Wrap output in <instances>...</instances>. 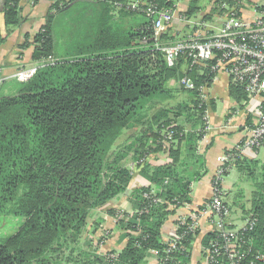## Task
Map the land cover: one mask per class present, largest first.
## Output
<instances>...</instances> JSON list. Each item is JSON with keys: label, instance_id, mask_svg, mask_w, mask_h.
Instances as JSON below:
<instances>
[{"label": "trees", "instance_id": "16d2710c", "mask_svg": "<svg viewBox=\"0 0 264 264\" xmlns=\"http://www.w3.org/2000/svg\"><path fill=\"white\" fill-rule=\"evenodd\" d=\"M113 1L55 0L39 30L24 37L21 46L31 41L35 62L47 58L54 62L39 66L27 82L12 78L18 88L0 94V218H22L16 232L0 244V264H51L59 258L63 264H142L150 250L157 251L158 259L166 255L167 243L159 230L172 209L156 204L138 213L147 204L143 194L154 190L157 197L179 207L188 200L190 180L175 166L150 170L147 162L140 161L151 145L162 148L164 131L174 132L172 153L175 141L200 136L202 127L199 132L195 127L202 122L205 104L197 91L175 90L169 82L188 76L196 85H208L210 74L197 67L185 72V58L169 67L152 39L141 43L152 34L154 16L116 10ZM148 1L158 8L175 7V0ZM79 3L98 7V11L90 8L96 16L93 29L84 30L91 24L87 18L77 29L75 16L59 41L56 19ZM0 10L9 28L21 23L19 0H0ZM161 38L173 41L166 33ZM3 40L0 33V43ZM178 91L188 93L191 101L157 107ZM230 92L237 99L245 97L240 86H231ZM191 110L197 117L192 122L185 115ZM180 117L188 131L178 123ZM131 129L138 135L130 136L127 144L115 145L116 138ZM130 154L135 168L153 187L130 193L136 213L128 222L117 220L128 239L122 251L112 258L94 254L89 245L81 246L80 238L91 212L129 188L133 173L125 160ZM235 167L253 184L250 206L241 209L244 218L253 215L255 223L241 233L264 255V160L241 159ZM184 231L182 226L179 232ZM195 234L184 235L178 242L184 250L170 253L166 264H187ZM212 235L208 234L209 240ZM252 253L247 261L254 259Z\"/></svg>", "mask_w": 264, "mask_h": 264}, {"label": "built area", "instance_id": "2783aa9c", "mask_svg": "<svg viewBox=\"0 0 264 264\" xmlns=\"http://www.w3.org/2000/svg\"><path fill=\"white\" fill-rule=\"evenodd\" d=\"M105 1V0H100ZM218 7L222 11V21L219 26H213L204 34L194 32L187 38H174L173 41H165L161 38L166 33L167 25L174 19L173 8H158L157 4L150 2L118 1L112 2L116 10L124 9L140 13L146 16H154L152 34L149 38H143L142 44L153 40V47L162 52L164 60L169 67L174 66L179 58L188 61V67H197L201 71L210 74L208 80H216L219 75H226L233 83L242 87L245 94V103L251 108L250 114L253 120L243 127L244 137L233 149L225 151L221 157L219 166L212 183V195L202 207H195L187 216L179 217L176 221L172 236L165 240L167 243L166 255L158 259L157 264H166L171 260L170 253L182 252L184 248L178 242L186 233H195L203 223L212 225L208 246L203 247L204 264H256L264 261V255L253 248L250 237L241 233L243 230L254 226L253 215L245 218V225L241 229L234 230L229 226L228 219L231 208L225 202V190L221 182L226 173L235 167L238 160L244 158L246 151L258 152L264 145V0H218ZM52 58L37 61L26 66L19 65L11 78L18 82H27L37 71L39 66L53 63ZM212 75V76H211ZM178 84L185 90L198 92L201 104H206L207 84L196 85L188 76L179 78ZM239 108L233 107L226 117L223 128L234 126V120L239 114ZM203 126L200 136L205 139L210 134L211 126L207 115L202 116ZM174 141L173 130L164 131L161 139L162 149L171 147ZM140 162H147V156ZM147 201L146 206L138 213L147 212L150 206L165 204L167 209H174L175 204L157 197L154 190L143 194ZM123 213L115 216L116 221L124 219ZM185 227L183 233L179 232ZM136 234L137 231L132 232ZM110 230L103 228V236L95 245L99 255L115 257V253L106 250L105 243ZM157 254V251L150 250ZM252 253L253 260H248Z\"/></svg>", "mask_w": 264, "mask_h": 264}, {"label": "crops", "instance_id": "0c3cea01", "mask_svg": "<svg viewBox=\"0 0 264 264\" xmlns=\"http://www.w3.org/2000/svg\"><path fill=\"white\" fill-rule=\"evenodd\" d=\"M54 1L19 0L20 13L23 19L19 25L10 28L5 25L4 14L0 10V33L4 38L3 42L0 43V91L1 88L8 87L7 84L12 82L11 76L19 65L30 66L36 63L32 59L34 46L31 41L28 40L30 44L27 46L22 47L21 45H24L25 35L33 36L44 24L45 15ZM126 1L149 2L148 0ZM197 2L198 0H175L173 22L166 27L168 37L173 36L174 38L184 39L192 36L194 32L202 35L213 28L209 24L210 22L222 21V11L217 5L218 0H210V6L207 11L198 21H193L192 17L198 12ZM182 69L186 72V69H188L187 63H183ZM174 81H176V85L180 89L178 80H171L169 86L172 88ZM207 86L209 99L205 104L204 113L207 115L211 126L210 134L205 139H202L199 135H186L183 140L174 142L172 147L174 153H172L171 147L168 149L159 147L157 150L154 144L151 145V149L148 151L147 164L150 170L163 165H172L176 167L180 175L184 174L190 180L188 200L179 205V207L172 209L171 214L160 227V239L162 241L172 236L179 217L187 216L193 208L202 207L207 203L212 195V183L221 155L225 151L236 147L244 137L242 133L243 127L253 120V116L250 114L251 108L245 103L246 97L237 99L231 94V86L238 85L233 83L226 75H219L216 80L209 82ZM233 107L240 109L234 120L235 127L223 128L222 125L225 123L228 112ZM202 126L203 122L199 123L195 127V131L199 132L198 128ZM185 131H188V129H185ZM187 136L192 137L191 141ZM263 153L259 156L258 152L246 151L243 159L263 161ZM129 158L134 161L130 154L125 162L130 161ZM245 182L251 185L245 173L236 167L227 172L221 182V186L225 190V201L231 208L228 222H230L231 228L234 230L241 229L245 225V218L242 215L240 203L243 194L242 185ZM147 186L153 187L142 170L137 168L125 193L91 212L82 234V237L89 242L90 251H93L94 254H99L95 245L102 238L103 228L105 227L110 230L109 237H107L105 243L106 250L113 251L116 255L122 251L128 239L125 236L121 222L116 221L113 211L121 210L124 214L125 219L120 221L128 222L131 220L136 211L130 200V193L133 189ZM236 207L240 209L238 214L232 210ZM209 233H211L209 223L202 224L196 231L194 239L188 246L187 264H204L205 258L202 248L208 244ZM157 263L158 256L151 251L147 253L142 262V264Z\"/></svg>", "mask_w": 264, "mask_h": 264}, {"label": "rangeland", "instance_id": "374dc122", "mask_svg": "<svg viewBox=\"0 0 264 264\" xmlns=\"http://www.w3.org/2000/svg\"><path fill=\"white\" fill-rule=\"evenodd\" d=\"M209 6H210V0H198V2H197L198 12H196V14L192 17L193 21H198L200 19V17L207 11ZM90 8H92V9L94 8L96 11H98L97 6L92 7V5L88 6L84 3H79L76 6H74L67 14L58 16V18L56 19L55 24H54V31H55V34H56L59 41L61 40V36H63L64 29L70 28L71 24L68 20L71 18H74L75 16H77V18H75L74 23H75L76 27L78 26L77 29H79L80 25L83 24L84 21H86L85 20L86 18L88 21H91V24L88 26H85L84 30H87V32H88L89 30L93 29L92 23L95 22L96 16H95L93 10L90 11ZM83 10H85L84 13H81ZM138 18L142 19L140 16ZM220 23H221V21H216V22L212 21L209 24H211V26H219ZM165 41H167V40L164 39V42ZM7 85H8V87L1 88L0 94H10L11 92L13 93V91L18 88V84L15 81H12L11 83H9ZM172 89L180 90L176 85V81H174V83L172 85ZM174 94H175V96L172 99H170L169 101H166L164 103L162 102L157 107H160L162 105H166L167 107H170V106L172 107V106H175L177 103H180V102H182V103L187 102L188 103L192 99V97L188 93L183 92V91H178L177 93H174ZM188 112H190V114L186 113L185 115L187 117H189V119H191L190 120L191 122L193 120L197 119L196 115L194 114V111L191 110ZM179 119L180 120L178 121V123L180 122V124L183 125L185 129H189V125L187 124L184 117H180ZM132 135H138V134H135L134 129L124 131L123 133H121L119 135L118 138H116L115 145L127 144L129 142L128 140H129L130 136H132ZM263 152H264V147H262L260 149V151H258V155L259 156L262 155ZM147 160H148V158H147ZM133 162L134 161H131V159H130V161L125 162V164L128 168L131 169L132 173L134 174L136 168H135ZM242 186H243V194H242L240 203H241V205H244L246 208H249V206H250L249 199L251 196V192L253 191V184H252V182H251V185H250V183L247 184L245 182ZM225 202L227 203V201H225ZM228 206H229V204H228ZM232 210L236 211L237 214L240 213V209L238 207L233 208ZM113 213H114V217H115L116 215L121 214L122 212H121V210H115V211H113ZM21 222H22V218L14 217V216L0 218V244L3 243L4 240L8 236H10L14 232H16V230L20 226ZM202 223H203V219L201 220V225H202ZM228 224L230 226V222H228ZM210 227L212 228V225H210ZM80 243H81L82 247H85L88 245L89 242H87L86 239L81 236ZM74 256H75V254H74ZM60 260H62V259L59 258L56 261H53L51 264H63L62 262H59ZM69 264H73V262H70Z\"/></svg>", "mask_w": 264, "mask_h": 264}]
</instances>
